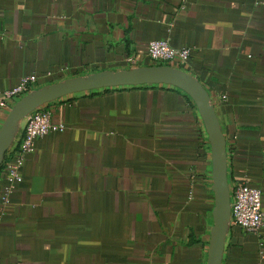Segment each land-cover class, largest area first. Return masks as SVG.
Segmentation results:
<instances>
[{"label": "crops", "instance_id": "obj_1", "mask_svg": "<svg viewBox=\"0 0 264 264\" xmlns=\"http://www.w3.org/2000/svg\"><path fill=\"white\" fill-rule=\"evenodd\" d=\"M156 39L188 48L171 65L212 98L229 188H259L264 206V0H0V91L129 68L134 54L156 64ZM42 107L64 129L38 138L16 188L0 189V264H206L211 148L185 92L109 87ZM222 264H264V222L231 225Z\"/></svg>", "mask_w": 264, "mask_h": 264}, {"label": "water", "instance_id": "obj_2", "mask_svg": "<svg viewBox=\"0 0 264 264\" xmlns=\"http://www.w3.org/2000/svg\"><path fill=\"white\" fill-rule=\"evenodd\" d=\"M144 84H166L179 88L193 100L203 121L211 148V189L214 195L206 264H222L225 240L231 226L226 139L211 96L198 78L189 72L168 64L138 65L69 77L31 89L13 103L2 121L0 165L12 147L23 119L35 109L78 92Z\"/></svg>", "mask_w": 264, "mask_h": 264}, {"label": "built area", "instance_id": "obj_3", "mask_svg": "<svg viewBox=\"0 0 264 264\" xmlns=\"http://www.w3.org/2000/svg\"><path fill=\"white\" fill-rule=\"evenodd\" d=\"M147 59L156 64L185 63L189 59L188 48H173L167 40L156 39L148 43ZM141 56L134 54L128 58L130 66H138ZM35 82L31 75L23 76L19 83L7 90L0 91V111L9 110L15 101L26 94ZM64 125L54 122L48 108L39 107L22 121L21 134L16 137L12 147L6 152L0 171L2 198L11 193L21 181L20 168L29 154L36 150V140L49 132L61 131ZM230 189V224L246 232L257 233L264 222V206L261 190L243 182H236Z\"/></svg>", "mask_w": 264, "mask_h": 264}, {"label": "trees", "instance_id": "obj_4", "mask_svg": "<svg viewBox=\"0 0 264 264\" xmlns=\"http://www.w3.org/2000/svg\"><path fill=\"white\" fill-rule=\"evenodd\" d=\"M159 64H161V63H159ZM3 167V162H2V164L0 165V171H1V168Z\"/></svg>", "mask_w": 264, "mask_h": 264}]
</instances>
